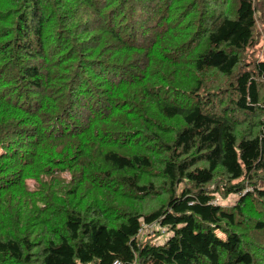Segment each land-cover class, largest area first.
<instances>
[{
  "label": "trees",
  "instance_id": "trees-1",
  "mask_svg": "<svg viewBox=\"0 0 264 264\" xmlns=\"http://www.w3.org/2000/svg\"><path fill=\"white\" fill-rule=\"evenodd\" d=\"M115 261L264 264V0H0V264Z\"/></svg>",
  "mask_w": 264,
  "mask_h": 264
},
{
  "label": "rangeland",
  "instance_id": "rangeland-1",
  "mask_svg": "<svg viewBox=\"0 0 264 264\" xmlns=\"http://www.w3.org/2000/svg\"><path fill=\"white\" fill-rule=\"evenodd\" d=\"M63 177L67 183L71 180V176L68 172H65L63 174ZM31 182L33 183L32 185H30ZM28 185L31 189H33L35 187V181L33 179H29ZM236 199H237L236 195H231L229 197V199H227L226 201H222V199H221L220 202H222V204H232ZM148 233H151V232H148ZM163 237H164V239L166 238V236H162L161 238L163 239Z\"/></svg>",
  "mask_w": 264,
  "mask_h": 264
},
{
  "label": "built area",
  "instance_id": "built-area-1",
  "mask_svg": "<svg viewBox=\"0 0 264 264\" xmlns=\"http://www.w3.org/2000/svg\"><path fill=\"white\" fill-rule=\"evenodd\" d=\"M33 183L31 182L30 185H32ZM113 264H122L120 261H115Z\"/></svg>",
  "mask_w": 264,
  "mask_h": 264
}]
</instances>
